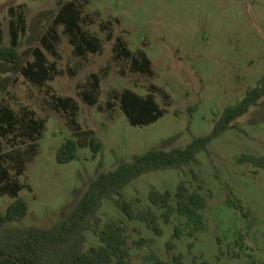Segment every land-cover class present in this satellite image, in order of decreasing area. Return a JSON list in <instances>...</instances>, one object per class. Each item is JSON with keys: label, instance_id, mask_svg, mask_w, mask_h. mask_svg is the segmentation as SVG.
<instances>
[{"label": "rangeland", "instance_id": "rangeland-1", "mask_svg": "<svg viewBox=\"0 0 264 264\" xmlns=\"http://www.w3.org/2000/svg\"><path fill=\"white\" fill-rule=\"evenodd\" d=\"M68 1L0 0L4 44L11 43L10 8L22 9L28 31L21 36L18 48L23 63L33 61L35 39L47 32L54 16ZM79 2L87 22L94 21L90 30L103 40L100 54L81 61L62 36L57 49L62 57L58 63L60 75L45 89L32 87L18 74L2 76L0 80V100L6 98L16 109L28 106L47 120L39 142L40 153L21 177L26 188L20 196L29 206V215L16 224L18 227L49 228L60 219L62 209L81 198L101 172L113 171L151 149L184 148L194 138L208 135L224 110L240 102L264 79V0ZM101 23H110L112 41H106ZM117 37L126 40L134 52L145 50L156 74L154 80L136 74L120 75L112 62ZM95 73L101 75L100 97L95 106H88L79 93ZM151 84L162 87L171 96L172 104L157 122L134 127L114 95L131 90L145 96ZM53 91L76 100V120L81 130L94 131L102 141L95 158L80 134L75 137L81 144L78 158L58 164L57 151L74 133L61 115L50 110L49 93ZM155 97L165 107L163 98ZM237 124L242 131L230 130L214 140L209 153H200L190 166L146 174L105 200L96 227L103 228L108 220L115 219L127 225L130 245L140 238L154 240L142 248L132 245L129 264H152L147 260L151 249L167 261L180 254L183 264H264V170L237 163L241 154L264 156V99ZM192 170L199 174L208 199L204 231L195 237L185 232L177 240L174 226L184 222L180 217L164 224L161 236L143 223L127 220L123 200L138 199L135 208L142 209L149 206L151 191L174 192L181 181L195 187L200 181L192 180ZM229 199L240 200L247 215L229 206ZM12 201L0 196V214ZM240 236L242 246L236 244ZM87 239V247L100 244L92 232L87 233ZM169 242L176 248H168Z\"/></svg>", "mask_w": 264, "mask_h": 264}, {"label": "trees", "instance_id": "trees-1", "mask_svg": "<svg viewBox=\"0 0 264 264\" xmlns=\"http://www.w3.org/2000/svg\"><path fill=\"white\" fill-rule=\"evenodd\" d=\"M10 45L4 44L0 20V80L2 76L18 74L32 87L43 90L59 75L58 63L61 54L58 45L61 37L67 38L75 58L86 61L91 55H98L103 49V40L90 30L94 24L87 22L83 5L79 0L65 3L54 16L52 25L45 34L35 39L31 55L33 61L23 63L19 51V41L28 31L25 12L10 8ZM100 30L106 34V41L113 40L110 23H101ZM112 62L120 75H140L146 80H154L156 74L145 50L134 52L126 40L117 37L112 49ZM6 79V78H4ZM2 81V80H1ZM6 81V80H3ZM100 74H92L81 88L79 96L83 103L95 106L100 97ZM160 95L162 107L156 100ZM50 110L66 120V126L74 133L67 139L56 154L58 164H68L78 158L81 144L75 137L80 134L87 141V147L95 158L102 149V141L94 131H82L76 118L79 105L71 97H62L55 91L49 93ZM120 109L130 125L144 127L161 119L171 106V96L155 84L149 86V94L141 96L131 90L114 95ZM264 99V79L255 88L248 90L245 97L233 106L227 107L215 121L212 131L205 136L194 138L184 148L171 150L151 149L136 156L130 163H121L113 171L101 172L88 186L78 200L62 209L60 219L49 228L18 227L29 215V206L20 196L26 185L21 181L28 166L40 153L39 142L47 129V120L39 118L28 106L14 108L6 99L0 100V196H8L13 201L6 211L0 214V264H129L132 245L138 248L151 245L154 240L140 238L130 245L128 227L123 221L110 219L103 228L95 226V221L106 199L117 195L140 177L160 171L181 169L190 166L197 156L210 151V144L230 130L242 131L237 121ZM111 105V104H109ZM237 163L251 165L264 170V156L241 154ZM192 180L199 182V174L191 171ZM202 181L193 187L190 182L181 181L172 191H151L149 206L136 209L140 200H123L122 209L129 222L143 223L155 235L164 233L163 225L180 217L183 223L174 226V236L181 239L185 232L195 237L207 228L205 210L208 199ZM229 206L246 216L240 200H228ZM92 232L100 241L98 246L87 247V233ZM243 236L236 242L242 246ZM220 242V241H219ZM221 243V242H220ZM168 248L176 244L169 242ZM240 258L239 254H236ZM147 260L152 264H183V256H174L167 261L151 249ZM206 264V263H205Z\"/></svg>", "mask_w": 264, "mask_h": 264}]
</instances>
